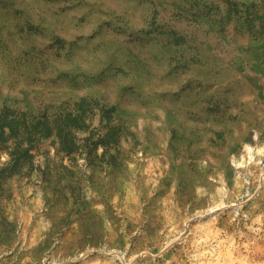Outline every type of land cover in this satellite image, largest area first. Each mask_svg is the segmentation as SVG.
<instances>
[{"label": "rangeland", "instance_id": "obj_1", "mask_svg": "<svg viewBox=\"0 0 264 264\" xmlns=\"http://www.w3.org/2000/svg\"><path fill=\"white\" fill-rule=\"evenodd\" d=\"M83 96L115 107L125 163L94 177L41 141L0 264H264V0H0V101Z\"/></svg>", "mask_w": 264, "mask_h": 264}, {"label": "trees", "instance_id": "obj_2", "mask_svg": "<svg viewBox=\"0 0 264 264\" xmlns=\"http://www.w3.org/2000/svg\"><path fill=\"white\" fill-rule=\"evenodd\" d=\"M113 110L115 107L101 105L96 98L86 96L69 104L64 101L52 109L46 106L40 110L28 103L25 107L11 106L8 104V99H4L0 104V151L6 150L10 156L5 166L0 168V217L5 223L1 204L4 185L9 178L32 175L35 169L33 150L43 140L52 138L58 142L57 151L68 154L72 164H76V157L72 154L78 156L85 154L88 164L94 165V177L101 170L100 164L114 162L124 165V148L120 144V138L125 127L120 123L113 124V120L117 118V116L112 117ZM96 111L100 112L101 121L105 120L108 129L102 135L98 131L90 130ZM75 130L81 132L78 140L74 137ZM85 132H88L86 137L83 135ZM100 145L104 147L102 154H98ZM112 148L117 149V155L111 153ZM47 165L50 166L49 161ZM62 165V171L51 172L54 173L51 174L53 177L58 179L64 177L63 169L68 166ZM42 173L43 180L47 181L46 171ZM114 173H117V169ZM7 224L14 229L13 224L9 222Z\"/></svg>", "mask_w": 264, "mask_h": 264}, {"label": "water", "instance_id": "obj_3", "mask_svg": "<svg viewBox=\"0 0 264 264\" xmlns=\"http://www.w3.org/2000/svg\"><path fill=\"white\" fill-rule=\"evenodd\" d=\"M96 100H97L101 105L104 104L103 101L100 100L99 98H98V99L96 98ZM3 101H4V99H3ZM3 101H0V102H3ZM66 102H67V104H69V103H72L73 100H72V99H69V100H66ZM111 113L114 114L113 111H112ZM91 116H92V115H91ZM80 134H81V132H80L79 130H75V131H74V137H75L76 140H78V139L80 138Z\"/></svg>", "mask_w": 264, "mask_h": 264}]
</instances>
